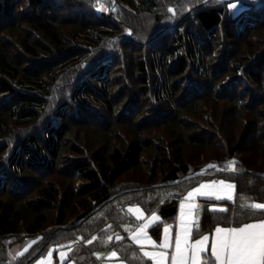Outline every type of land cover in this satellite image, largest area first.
Here are the masks:
<instances>
[{
    "label": "trees",
    "instance_id": "trees-1",
    "mask_svg": "<svg viewBox=\"0 0 264 264\" xmlns=\"http://www.w3.org/2000/svg\"><path fill=\"white\" fill-rule=\"evenodd\" d=\"M228 4L0 0V264H30L50 245L92 236L98 239L92 251L112 247L126 264H151L127 239L103 242L131 221L125 206L156 212L160 221L149 231L158 239L184 194L213 177L233 183L235 200L200 199L193 238L217 226L264 220V210L240 201L244 194L250 202L264 199V0H242L237 11ZM101 6L109 10L104 17ZM259 34L261 40H252ZM200 101H223L229 112L196 121L191 116L203 109ZM167 112L170 125L163 120ZM107 115L108 127L99 128ZM233 116L253 132L243 146L223 134ZM165 124L179 131L171 138L200 152L213 144L190 132L211 126V139L221 142L207 159L225 162L238 152L240 164L233 172L184 179L204 163L185 159L182 149L168 150L160 135L156 144L143 141L141 132ZM122 127L130 138L118 136ZM73 129L90 131L103 147L85 148ZM62 154L76 159L59 171L60 181L48 180L57 160L67 161ZM144 156L151 165L145 182L120 180L140 168ZM31 174L41 179L34 182ZM34 191L35 201L29 200ZM218 206L227 211L211 210ZM29 237L38 238L34 250L16 252Z\"/></svg>",
    "mask_w": 264,
    "mask_h": 264
},
{
    "label": "rangeland",
    "instance_id": "rangeland-1",
    "mask_svg": "<svg viewBox=\"0 0 264 264\" xmlns=\"http://www.w3.org/2000/svg\"><path fill=\"white\" fill-rule=\"evenodd\" d=\"M220 1H224V2H229V8L233 11H237L241 8L244 7V5L242 4V0H220ZM244 1V0H243ZM103 10L104 13L107 15V13L109 14V10H107L104 6H101L99 8V15H100V11ZM101 16V15H100ZM260 34L259 35H255L253 37L252 40H261L260 38ZM232 41H228L227 43H225L224 45L221 46V50H225V47L227 44H231ZM239 54V53H238ZM247 58V57H246ZM245 57H242V59L246 60ZM130 94V93H129ZM201 96H203V94H200ZM180 100V98H177ZM143 101V100H140ZM184 102H189L188 99H184ZM202 105L203 109H201V112L198 115L195 116H191L194 118V120L198 121V120H205L209 118V115H216L214 112L216 111H222L223 113H228V105L227 103L221 101V102H213V101H200L198 103V105ZM135 113V112H133ZM109 117L110 116H104L102 117L101 120H98V127L99 128H106L108 127V123H109ZM163 118V117H161ZM172 118V114L169 112H167V114L164 115L163 120L168 121V124L170 125V122ZM157 119H160V117H158ZM97 121V122H98ZM245 120L240 121L239 119H236L234 116L232 117L231 121L229 122L230 124V130L225 133V131H223V134H225L226 136L228 135L230 140H232L231 142L234 143V145H238V146H243L245 144V142H247V140L249 139V137L253 136L252 135V131L248 130V126L246 125ZM150 123V122H149ZM161 123V122H158ZM167 125V124H165ZM169 125L164 126L161 125L158 130L155 128H150V130L148 131H143L141 132L142 134V138L143 141L145 142L146 145H148L149 143L152 144H156V139L157 136L160 135L162 136L163 139H165V143H168V150L179 148L180 150L182 149V151L184 152L185 155V159H190L193 162H197L199 161L200 163H204V166H207L211 163H214L215 161H211L212 159H207V156H209L208 158H210V154L211 153H215L217 150V145L218 143H220L221 141L218 139H214L212 140L211 138L214 135L209 131L211 130V126H207V128L203 129V130H199L197 129L194 132H190V136L195 138V137H204L205 140H207L208 142H211L213 144L210 145L208 148H205L203 152H200L199 150H195L192 149L190 147L189 144H181L182 141L180 142L179 139L174 140L173 138H171V136H174L176 134H179L178 129H176L174 132L169 128ZM210 129V130H209ZM116 130V129H115ZM120 133L118 132L117 134H120L118 136H120V138H127V137H131V135L129 134V130L126 127H122V129H119ZM73 131H75V133L77 134V138L78 136H82L85 138V143L82 142L83 146H85V148L91 149V150H95V149H100L103 147L104 141L103 139H97V137L92 136L90 131H85V130H77V129H73ZM209 132V136L208 134H205V132ZM189 132H187L186 134H188ZM202 135V136H200ZM198 137V138H199ZM71 142V141H70ZM74 142V141H73ZM114 142V141H112ZM177 144V145H176ZM173 145V146H172ZM78 146V145H77ZM194 146V145H193ZM80 148H83L82 146H78ZM84 148V149H85ZM202 153V154H201ZM63 156H66L68 158L67 161H63L60 157V160H57V165H56V172H54L55 174L47 177L48 180H52V181H60L59 178V171L60 170H66V168L68 169V164L67 162L69 161V159H73L75 158L74 156L70 155V154H62ZM76 159V158H75ZM146 159V156L143 157V161ZM231 159H234L235 161H239V163L234 165V171L236 170L237 166L240 164L241 162V154H239L238 152H236L233 157ZM230 159V160H231ZM207 160V161H205ZM71 163V161H69ZM151 168V165L148 161H144L143 164L141 165L140 168H137L135 170H133L132 172H129L127 175H125L124 177H122L120 180H125V179H133L134 181L138 180H142L143 182H145V178L147 177V173L149 172V169ZM224 169H230L228 167H224ZM68 172L70 170H67ZM212 172H219L216 170H210ZM210 171H208L207 173H209ZM206 173V174H207ZM204 174V175H206ZM32 176L30 178L33 179L34 182L39 181L41 179V177H39V175L35 176L33 174H31ZM140 179V180H139ZM220 180H224L225 183H230L233 184L231 181L229 180H225L222 177H213V178H208L203 180L202 182H200L198 185L194 186L193 188L189 189L184 196L180 199L179 201V205H178V210L176 213V216L174 218L173 221H166V222H162L161 229H160V237L157 239L155 236H153L149 229L156 225L160 220H158L157 222L152 223V226L148 227L146 229L147 235L150 236L152 238L153 241H155V243L157 245L161 244L164 241V227L167 226L169 227L170 231H169V242H170V247L166 250L164 249H159V248H153V246L151 244H148L147 242H144L143 245H139L137 244L131 237L132 235L136 232V230L138 229V227H140L141 225L145 224V223H149L151 221V217L153 214H155L156 216L157 213L156 212H150L147 213L145 212V210L138 204H128L125 206V213L128 215V217L131 219L130 222L124 223L121 227V234H109L107 235L105 238H103V242L108 244L110 242H121L124 239H127L128 241H130L132 244H134L135 246L138 247L139 250V255L145 259H148V257L144 256V252H154V251H166L168 253V256L165 260V264H171V254L174 251V246H175V237L177 235V233H179L181 231L180 229V215H181V203L184 199L185 196H187V193L192 191L195 188H198L201 184H211L213 181L219 182ZM67 182H64V184H67ZM78 185H80V181H77L75 183V187H78ZM33 190V186H30V188H28L27 192H29ZM234 198L233 200H231L230 202L235 200V191L233 194ZM29 200L35 201V191L31 193V195L28 197ZM198 198H207L204 196H196L194 202L199 205L198 209L193 210L194 211V216H193V220L195 219H200L201 216V212H202V202L198 199ZM240 201L241 204L246 205V206H250L252 204H254V202H250L247 200V196L241 195L240 196ZM221 200H227V199H221ZM229 201V200H228ZM255 203H264V199L261 202H255ZM135 209V208H139L141 213L143 214L141 219L137 218V213H135V211L130 212L129 209ZM217 209L219 208L216 207ZM185 211H187V209H185ZM195 228V227H193ZM119 236L121 237V239L117 240L116 237ZM109 237H111V240H109ZM95 238V239H93ZM94 240H98L95 236L89 237L85 240H76L73 244H69L67 246L64 247H57V246H48L44 251H42L41 254H39L35 259H33V261L30 264H126L125 261L119 259V253L117 252V250H115L114 248H110V247H106L104 249H100V250H90L89 249V245L92 244V242ZM38 241V238L36 237H29L26 239H23L22 241L19 242V248H15V251H21V253L29 251L31 249L30 252H32L34 250V247L32 248V246H34L33 244H35ZM89 241H91V243H89ZM190 243L191 240H190ZM39 251V250H38ZM115 252L116 255L112 256L111 253ZM151 264H156L155 260H150ZM201 260H203L205 262V257L201 256Z\"/></svg>",
    "mask_w": 264,
    "mask_h": 264
},
{
    "label": "snow or ice",
    "instance_id": "snow-or-ice-1",
    "mask_svg": "<svg viewBox=\"0 0 264 264\" xmlns=\"http://www.w3.org/2000/svg\"><path fill=\"white\" fill-rule=\"evenodd\" d=\"M234 163L231 162L226 167L232 168ZM208 167L215 166L209 165ZM234 189L233 184L220 180L219 182L213 181L211 184H201L198 188L187 193L181 203V231L175 237L174 251L170 257L171 264H201V253L206 250V242L209 240V236L199 234L194 242L190 243L193 227L196 228L197 232H199L200 227L199 220H193V210L199 208V205L194 202L195 197L199 195L216 200L227 199L231 201L234 198ZM250 207L264 210V203H254ZM211 210L227 211L224 207L218 209L213 207ZM129 211H135L138 219L143 216L139 208H130ZM158 220L159 217L153 214L151 221L138 227L131 238L141 246L147 242L153 248L168 249L170 247L169 227H164V241L159 245L147 235L146 229ZM116 239L119 240L121 237L117 236ZM111 255L115 256L116 253L113 252ZM211 255L215 257V262L209 260L208 264H264V220L256 223H244L242 226L236 227H216L215 237L211 245ZM144 256L150 260H155L156 264H165L168 253L166 251H145Z\"/></svg>",
    "mask_w": 264,
    "mask_h": 264
},
{
    "label": "water",
    "instance_id": "water-1",
    "mask_svg": "<svg viewBox=\"0 0 264 264\" xmlns=\"http://www.w3.org/2000/svg\"><path fill=\"white\" fill-rule=\"evenodd\" d=\"M100 12H101L100 13L101 16H103V17L106 16V14L104 13L103 10H101ZM231 162H235L234 164L237 163V161H235L234 159H231V160L225 161V162H214V163H211L209 165H213L215 167H208L209 165H207V166L203 167L202 169H200L198 172L186 176L184 179L191 178V177L198 176V175H204L210 170H216V171H219V172H233L234 169H224V167L229 165ZM238 163H239V161H238ZM261 175L264 176V174H261ZM179 181L180 180L175 181V182H173V184L178 183ZM36 255H37V252L34 253L33 257H35Z\"/></svg>",
    "mask_w": 264,
    "mask_h": 264
},
{
    "label": "crops",
    "instance_id": "crops-1",
    "mask_svg": "<svg viewBox=\"0 0 264 264\" xmlns=\"http://www.w3.org/2000/svg\"><path fill=\"white\" fill-rule=\"evenodd\" d=\"M198 199L200 200L202 198H198ZM202 207H203V204H202ZM199 222H200V219H199ZM256 222H259V221H254V222H250V223H256ZM217 227H227V226H217ZM231 227H233V226H231ZM215 228L212 230V232L210 234H203V235L209 236V240L206 242V250H205V252L201 253V256L205 257V262L203 260H201V264H206V260H207L208 257H210L213 260V262H215V257L211 255V245H212V242H213L214 237H215ZM194 229L195 228L192 229V232H193ZM195 238L192 237L191 242H194Z\"/></svg>",
    "mask_w": 264,
    "mask_h": 264
},
{
    "label": "bare ground",
    "instance_id": "bare-ground-1",
    "mask_svg": "<svg viewBox=\"0 0 264 264\" xmlns=\"http://www.w3.org/2000/svg\"><path fill=\"white\" fill-rule=\"evenodd\" d=\"M234 165H235V164H233V167H232V168H230V169H234Z\"/></svg>",
    "mask_w": 264,
    "mask_h": 264
}]
</instances>
